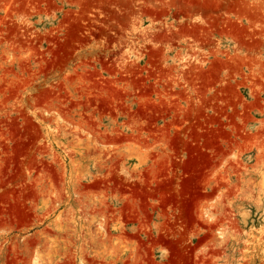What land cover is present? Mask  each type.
<instances>
[{
	"label": "rangeland",
	"instance_id": "obj_1",
	"mask_svg": "<svg viewBox=\"0 0 264 264\" xmlns=\"http://www.w3.org/2000/svg\"><path fill=\"white\" fill-rule=\"evenodd\" d=\"M0 264H264V0H0Z\"/></svg>",
	"mask_w": 264,
	"mask_h": 264
}]
</instances>
